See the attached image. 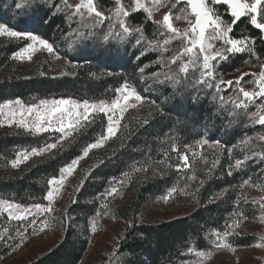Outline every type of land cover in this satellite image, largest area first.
Segmentation results:
<instances>
[{
  "label": "trees",
  "instance_id": "1",
  "mask_svg": "<svg viewBox=\"0 0 264 264\" xmlns=\"http://www.w3.org/2000/svg\"><path fill=\"white\" fill-rule=\"evenodd\" d=\"M72 1L67 0L68 4ZM96 1L104 8L115 6L114 0ZM19 2L0 0V24L47 40L56 55L72 66L51 72L39 64L31 71L14 58L28 39L0 37V104L16 99L28 104L58 98L107 101L116 96V89L125 82L147 100L142 115L125 117L120 133L93 152L82 175L83 183L73 191L61 240L27 264H79L89 248L90 221L104 208L106 196L102 194L114 181H123L122 187L129 185L132 190L126 210L117 213L124 224L116 250L121 264H182L196 251L211 249L210 234L223 231L226 222L237 219L238 213L248 217L245 224L260 219L263 211L252 200L264 195V159L253 154L264 153V141L258 139L264 126L253 124L243 115H230L232 98L214 93L206 85L189 83L192 72L188 77L179 74V85L165 79L178 71L179 62L162 65L179 49V41L163 53L148 47V41H162L163 37L144 11L125 19L132 32L122 38L110 36L105 42V34L122 30L107 28L106 21L97 20L93 26L91 20L75 19L65 7V0H26L25 6L17 9ZM215 8L231 21L224 5ZM136 28L142 32L134 31ZM231 35L253 39L254 53L231 54L218 65L221 74L236 73L264 59V33L255 29L247 17L234 25ZM106 128L107 117L97 113L95 123H84L58 150L33 156L13 168L11 161L17 153L52 143L59 137L0 123V199L23 206L44 204L47 181L58 177L59 169L80 156L85 146L105 135ZM202 140L208 143H197ZM174 146L189 154V167L177 170L182 161L172 151ZM197 151L201 152L199 158ZM237 160L243 162L239 167ZM192 176L195 179H189ZM245 179L250 183L241 187ZM173 188L191 193L195 205L173 218L142 220L143 208ZM6 225H0V233ZM229 242L234 247H250L258 242V237L237 234L230 236ZM11 243L0 242V260L12 251L8 246Z\"/></svg>",
  "mask_w": 264,
  "mask_h": 264
},
{
  "label": "snow or ice",
  "instance_id": "2",
  "mask_svg": "<svg viewBox=\"0 0 264 264\" xmlns=\"http://www.w3.org/2000/svg\"><path fill=\"white\" fill-rule=\"evenodd\" d=\"M169 2L170 0H132L129 9L121 3V0H116L113 16L122 32L110 31L104 35V41L107 42L110 36L113 35L122 38L123 34L132 32L133 29L127 26L125 19L132 13L143 10L147 15V19L157 26L158 35L163 37L162 41H148V47L153 50H160L163 53L170 50L169 46L174 41H179V49L175 50L174 54L168 57L167 63L162 65V67H167L168 65H176L179 62L178 71L176 74L166 75L165 79L179 85L181 83L179 74L188 77V74L192 72L193 75L189 78V83L206 85L209 89L214 87L217 92H220L221 85H225L228 88L235 85L237 96L231 99L233 110L230 115L234 117L243 115L253 124L264 126V104L257 107L255 111L248 112L250 104L255 103L257 99L264 98V64L260 65V70L256 73H243L235 81L219 79V83H215L218 79L216 73L217 62L228 60L231 54H239L245 51L254 53V48L252 47L255 43L254 40L249 37L234 38L231 34L234 25L245 17L248 18L249 23L255 29L264 33V0H175V3H171V7L162 15L161 19H154V12L160 8L167 7ZM25 3L26 0H21V2L16 3L15 7L21 9L25 6ZM178 5H182V7L179 8L178 12L174 13L173 9H177ZM215 5H224L226 7L227 13L231 17L230 23L223 19L216 10ZM65 7L72 10L71 16L79 17L81 22L91 20L93 26L97 20L102 23L105 19L113 18L105 17L97 9L94 0H79V3L74 6L68 4L67 0H65ZM174 20L186 21L187 27L184 29L176 27ZM134 31L142 32V29L136 28ZM0 37L26 38L32 42L15 53L14 58L31 60L32 55L39 49H44L49 54L59 58L52 44L32 33L18 32L4 24H0ZM136 43L138 45L141 44V40L138 39ZM169 70L171 71V69ZM249 75L253 77L251 81L253 88L246 90L242 86L241 81L245 76ZM116 92L118 95L110 102L106 100H99L98 102L83 100L81 102L71 98H60L41 100L39 104L31 105H24L19 99L15 101L9 100L0 104V116H3L9 124L15 123L26 131L34 133L49 131L61 133V136L52 143L33 147L30 152L24 150L17 153V158L11 161L13 168L18 167L33 156L51 154L52 150H58L62 143L72 136L73 132L84 126V123H95V114L102 113L107 117L106 135L102 134L94 142L85 146L80 156L73 158L59 169V177L54 176L47 181L49 188L44 197L48 201L47 205L36 203L30 207H23L15 202L0 199V213H6L10 220L21 222V227H32L33 232L44 231L46 223L40 221L44 227L37 228V218L40 215L54 211L52 204L56 196L60 194L66 179L73 175L80 161L88 157L92 150L103 147L110 138L116 136L122 126L121 121L127 110L135 107L136 103H142L144 100V97L138 94L134 88H131L127 82L116 89ZM220 99L224 102L222 96ZM5 109H7V112H5ZM239 110H243V112ZM17 116L19 117L18 120L16 119ZM258 139L264 141V135L259 136ZM197 143L202 146L207 144L208 141L202 140ZM172 151L176 152L182 161V164L177 165V170L181 167H189L190 160L187 152L181 153L179 148L175 146ZM253 155H259L261 159H264V153H254ZM242 163V161L237 160L236 167H239ZM136 171H140V169H136ZM228 174L232 175L231 171ZM189 179H195V176L189 177ZM82 183L83 181H81ZM249 183L250 180L245 179L242 181L241 187ZM117 185L122 187L123 181L112 182L111 186L102 195L106 197L118 195L120 188ZM176 191V188L171 189L165 199L170 198L172 193ZM245 203H247L246 199ZM252 203L257 204L260 209H264V196L259 199L253 198ZM237 217L231 223L226 222L223 231L214 230L210 234L211 237H214L212 241L214 248H228L235 251L229 242V237L237 235V229L248 218L242 212L238 213ZM261 222H264V219ZM95 230L96 224L94 222L92 231L95 232ZM17 238L20 241L25 239L24 232L20 231L19 228L16 230L15 235H10L8 228H5L0 233V242L8 244L11 241L12 243L8 246L12 247L13 251L18 246L15 243ZM260 240L262 243L257 244L256 247H264V236L260 237ZM188 251L191 253L193 249L189 248ZM195 255L199 258L198 264H204V261L211 259L212 252L196 251Z\"/></svg>",
  "mask_w": 264,
  "mask_h": 264
},
{
  "label": "rangeland",
  "instance_id": "3",
  "mask_svg": "<svg viewBox=\"0 0 264 264\" xmlns=\"http://www.w3.org/2000/svg\"><path fill=\"white\" fill-rule=\"evenodd\" d=\"M114 1H115V6L111 8L102 7L101 5L98 4L96 0H94V3L96 4L97 9L100 12H102L105 17H113L112 19L103 20V21H106V23L109 25L107 26V28L113 27L114 25H116L114 27L117 30H121L113 16L115 12V8H116V0ZM77 3H79V0H73L69 4L74 6ZM121 3H123L126 8L130 9L132 0H121ZM171 3H175V0H170L167 7H163V8H160L158 11H155L154 19H161L162 15L165 12H167L169 8L171 7ZM180 7H182V5H178L177 9H173V12L174 13L178 12ZM67 10L71 14L72 10L69 8H67ZM140 11H143V10H140ZM74 18L79 19V17H74ZM223 19L226 22H229V23L231 22L229 20H226L224 17ZM173 22H174V25L180 29H184L187 27V22L184 20H174ZM30 43L32 42L28 40V44ZM27 45L25 47H27ZM37 47L39 48V46ZM252 47L254 48V45H252ZM58 57L59 58H56V56L49 54L44 49H39L32 55L31 60L27 58L25 59L15 58V59L19 63H22V66L30 69L31 71L35 70L37 65L39 64H42V66L47 67L48 70L51 72L57 71L58 69H61L69 65L72 66L66 59L61 58L60 56ZM220 63L221 62L216 63V73L218 75V79L215 81V83H219V79H223L225 81L227 80L235 81L243 73H256L260 70V65L264 64V59L261 61L257 60L255 62H252L245 68L237 71L236 73L227 74V75L221 74L219 70V66H218ZM196 75H198V73H196ZM252 80H253V77L251 75L245 76L244 79L241 81V84L246 90H251L253 88V84L251 83ZM235 89H236L235 85H233L231 88H228L225 85H221L220 92H217L216 89L213 87L214 93H218V94L223 93V95H225V97L227 98H235L237 96V92ZM117 95L118 93H116V96ZM49 100H52V99H49ZM111 100H107V101L110 102ZM40 101H37L33 104H39ZM133 103L135 102L133 101ZM23 104L31 105L25 102H23ZM261 104H264V98L257 99L255 103L250 104L248 108V112L251 113L255 111L256 108L259 107ZM146 106H147V100L144 98L142 103H136L135 107L129 108L127 112L124 114V117L121 121V125L123 123L124 118L127 116L135 117V116L142 115ZM13 107H15V105H13ZM5 112H7V109H5ZM16 119L18 120L19 117L17 116ZM1 121L3 125L9 126V127H16V128L25 130L23 127L17 126V124L15 123L9 124L4 119L3 116H1ZM121 129H122V126L119 128L116 136L120 133ZM30 133L40 134V133H34V132H30ZM49 133H53L55 136H58V137L61 136V133H58V132L49 131ZM262 135H264V133ZM113 138L114 137L110 138L109 140ZM95 150L96 149L92 150L89 153L88 157L81 160L79 166L77 167L73 175L66 179V182L60 191V194L56 196L52 204L54 211L48 214L40 215L37 218V228L44 227V225H42L40 221H44L46 223V227H44V231L33 232L32 227H27V228L21 227V222L16 221V220H10L7 217L6 213H0V225L7 224L5 228L9 229L10 235H15L16 230L18 228L20 229V231L24 232L25 234V239L23 241H20L19 238L16 239L15 243L18 244V246L15 248L14 251L12 249V251L7 256L3 257L0 260V264H27L37 259L39 256L49 251L50 249H52L54 246L58 244V242L61 240V237L63 235V222L67 214L68 206L71 203L73 191L80 184L83 172L85 171L87 167H89L91 163V159H92V154ZM30 151L31 150H29V152ZM197 156L198 158L201 157V152L197 151ZM119 188L120 190H119L118 195L111 196V197H105V202H104L105 204L103 206L104 208L97 214L96 217L91 219L90 221L91 222V235H90L89 248L86 251L82 261L79 264H121V259L117 255L116 250H117L118 241L123 233L124 224L122 221L118 220L117 213H118V210L120 211L126 210L127 205L132 198V190L129 188V185L124 186V187H119ZM187 192L186 191H181V192L176 191L175 193H172L170 198L165 199V197H167L169 194L168 192L166 193V195H163L162 197L157 198L153 205H148L143 208L142 220H145V221L162 220V219L173 218L178 215L184 214L185 212H187L190 208H192L195 205V202L191 198V195H190L191 193L189 194ZM261 196H264V195L259 194L255 196V198L259 199ZM47 204H48V201L46 200V202L42 205H47ZM23 207H30V206H23ZM262 211H263V215L260 217L259 220L251 224H245V222L243 221L241 227L237 229V232L239 235H246V234L256 235L258 237V242L255 245L250 246V247H240V248L234 247L231 245L232 248L235 249V251H232L228 248L216 249L213 246L212 241L214 237H212L211 249L206 251V252L211 251L212 256H211V259L204 261V264H264V247H256L257 244L262 243V241L260 240V237L264 236V222H261L262 219H264V209H262ZM5 220H7L8 223L4 222ZM94 222L96 224L95 232L92 231V225ZM198 260L199 258L194 254L188 261L182 264H198Z\"/></svg>",
  "mask_w": 264,
  "mask_h": 264
}]
</instances>
